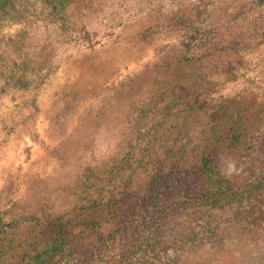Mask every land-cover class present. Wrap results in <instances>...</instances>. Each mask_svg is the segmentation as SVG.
<instances>
[{
  "label": "rangeland",
  "instance_id": "rangeland-1",
  "mask_svg": "<svg viewBox=\"0 0 264 264\" xmlns=\"http://www.w3.org/2000/svg\"><path fill=\"white\" fill-rule=\"evenodd\" d=\"M21 3L0 14V88L22 63L39 79L0 94V264L51 221L74 241L43 264H264V189L179 213L175 230L195 233L167 250L145 234L124 250L114 209L210 149L237 155V179L264 174V0Z\"/></svg>",
  "mask_w": 264,
  "mask_h": 264
},
{
  "label": "trees",
  "instance_id": "trees-1",
  "mask_svg": "<svg viewBox=\"0 0 264 264\" xmlns=\"http://www.w3.org/2000/svg\"><path fill=\"white\" fill-rule=\"evenodd\" d=\"M23 1L0 0L1 16L4 19L15 18L16 12H19L18 5L25 9L28 7L21 3ZM47 1L55 4L54 8H56L58 4H62L63 0ZM29 68L27 63H22L16 72L10 71L8 79L0 88V94L7 91V88L29 87L32 81L29 79L33 76L34 79H39L37 75L29 72ZM210 150V154L199 164L186 166L175 161L171 165H160L143 190L122 193L121 201L114 209L117 208L119 245L121 244L124 250L126 246L128 248L129 238H132L129 241L132 243L142 234L146 235L148 247L165 244L164 250H167L178 243L184 245V239L193 235L195 231L191 230L184 235L180 230H175V221L179 213V216L188 213V216L198 221L209 213L207 206L222 204L228 197V199L233 198L236 204L243 202L244 199H247L249 203L258 199L264 189V174L260 178L250 179L253 171L243 169L241 176L247 175L248 178L237 179L235 176L240 168L237 155H222L223 158L219 159L221 156L216 154L214 149ZM212 152H215L214 156ZM259 168L264 169V166L261 165ZM116 204L118 202L113 206ZM67 224L68 222L51 221L34 227L37 232L30 248L13 264H43L64 252L65 246L74 241ZM166 229H168L167 233ZM143 243L142 240V243L137 242L136 245L141 246L140 249H142ZM71 255L67 258V264ZM94 256V253L90 251L84 254L80 252L76 263L72 259L70 264H95Z\"/></svg>",
  "mask_w": 264,
  "mask_h": 264
}]
</instances>
